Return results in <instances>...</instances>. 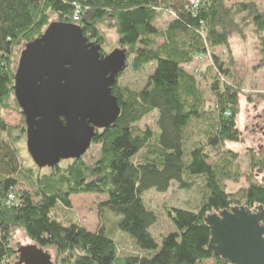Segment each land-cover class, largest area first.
I'll return each mask as SVG.
<instances>
[{"label": "trees", "instance_id": "obj_1", "mask_svg": "<svg viewBox=\"0 0 264 264\" xmlns=\"http://www.w3.org/2000/svg\"><path fill=\"white\" fill-rule=\"evenodd\" d=\"M74 1L81 7L78 22L72 19ZM244 10L263 33L260 63L264 65V12L255 11L253 5L230 8L224 0H199L196 6L190 0H0V110L13 93L14 48L40 36L54 22L51 16L55 22L81 27L88 41L100 44L103 53L97 23L111 18L119 46L127 50L126 68L130 57L136 71L154 64L141 89H123L117 81L111 87L121 112L93 138L92 142L101 145L96 163L87 166L73 159L66 169L55 166L50 175L32 177L38 199L22 191L16 202L7 201L18 184L17 137L0 115V264H7L14 253L11 236L16 228H22L40 247L54 246L55 264H210L209 259L213 264H226L208 247L211 235L205 217L242 202L249 207L264 205V184L250 181L235 194L225 189V180L237 178L231 173L237 153L225 143L240 140L235 123L239 104L237 91L223 84L229 66L213 52L208 54V67L215 72L211 88L217 104L209 117L205 142L187 149L186 130L193 119L203 116V96L182 64L226 46L228 27L222 26L228 20L233 23L235 14ZM163 11L173 18L162 30L156 21ZM152 111L158 112L157 132L139 129L136 123ZM257 172V176L263 173L264 165L257 164ZM195 176H201L204 184L200 206L196 211L168 210L173 229L157 239L151 228L158 216L146 206L143 194L151 189L165 192L172 182L189 189ZM76 193L106 194L101 206L118 216L113 223L128 233L136 252L119 254L112 228L100 226L91 231L78 222L55 217V206L71 207L70 196Z\"/></svg>", "mask_w": 264, "mask_h": 264}, {"label": "rangeland", "instance_id": "obj_2", "mask_svg": "<svg viewBox=\"0 0 264 264\" xmlns=\"http://www.w3.org/2000/svg\"><path fill=\"white\" fill-rule=\"evenodd\" d=\"M189 0H187L188 2ZM228 7L238 4L253 5V9L258 12H264V0H224ZM237 9V8H236ZM235 14L234 22L229 20L222 26L228 27L229 33L228 44L220 45L203 55V60L194 59L190 62L182 64L183 68L193 77L195 86L201 91L203 96V104L201 111L203 116L193 119L190 126L186 130L187 140L186 147L190 149L196 142H205L204 133L209 131V117L212 108L217 104L215 94L211 88V77L215 74L213 69H209L210 57L208 54L213 52L219 55L221 60H225L229 66L230 74L223 81V84L229 86L238 93L239 112L236 116V126L241 132L238 142L227 141L225 147L237 153L233 161L232 175L237 177L234 180H225V189L228 193L235 194L241 189L248 186L250 181L260 182V176L257 172V164L264 165V65L260 63L262 44L260 37L262 32H258L253 22L252 16L248 15V10ZM250 14V13H249ZM52 17V18H51ZM55 21V16H51ZM172 15L167 11L161 12V16L157 19V26L164 29L166 24L171 20ZM97 28L102 37L103 50L110 52L119 46V36L114 21L109 18L97 23ZM157 41L160 43L161 38ZM24 43L16 46L13 50L12 67L15 71L19 55L24 48ZM131 58L129 66L119 76L117 83L123 89L137 91L141 89L150 73L154 68V64L150 63L144 68L136 71L131 68ZM222 80V79H220ZM221 86H224L221 84ZM0 110V115L7 122L10 128H13V136L17 137L15 148L18 155V173L16 178L18 184L12 190L17 197L18 192L28 191L34 199H38L34 195L38 188L32 177L42 176L44 174H52L55 167L38 168L30 157L26 148L25 122L24 116L13 96L10 95L7 103ZM229 114V113H228ZM157 111H152L140 121L136 123L139 129H150L157 132ZM23 129V131H22ZM207 150L209 148L207 147ZM101 145L92 142L86 153L80 158L87 166H92L100 157ZM213 154L215 152H212ZM213 156V155H212ZM140 155L134 157L136 161ZM259 160V161H258ZM255 164L252 166V164ZM73 164V159L61 160L56 165L59 170L68 168ZM14 175V174H13ZM238 175V176H237ZM191 181L193 185L189 189L180 188L179 184L172 182L165 192L156 190H148L143 194V200L146 206L153 210L158 216V222L151 228L152 234L159 239L163 234L173 229L171 221L168 217V210L174 207L187 208L196 211L202 202L204 194V184L201 176H195ZM107 199L106 194L101 193H76L70 196L71 207H66L62 203H58L53 215L58 219L75 221L85 226L91 231L97 230L100 226L112 228L111 235L117 241L119 254H132L136 250L128 233L120 231L113 223L118 216L106 210L101 203ZM244 204V202L240 203ZM238 204V205H240ZM33 244L22 228H16L11 236V246L14 253L6 260L7 264H14L18 256L17 248L22 245ZM52 256L54 264L57 261L56 249L54 246L45 248ZM207 262L214 263L213 259Z\"/></svg>", "mask_w": 264, "mask_h": 264}, {"label": "water", "instance_id": "obj_3", "mask_svg": "<svg viewBox=\"0 0 264 264\" xmlns=\"http://www.w3.org/2000/svg\"><path fill=\"white\" fill-rule=\"evenodd\" d=\"M82 28L50 22L25 43L13 76V96L24 116L26 148L38 168L80 159L96 133L121 109L111 87L127 64V50L103 53ZM264 184V175L260 176ZM208 247L227 264H264V205H235L209 213ZM14 264H54L36 243L20 245Z\"/></svg>", "mask_w": 264, "mask_h": 264}, {"label": "built area", "instance_id": "obj_4", "mask_svg": "<svg viewBox=\"0 0 264 264\" xmlns=\"http://www.w3.org/2000/svg\"><path fill=\"white\" fill-rule=\"evenodd\" d=\"M191 3H193L195 6L198 4L199 0H190ZM73 7H74V11H73V15H72V19L74 22H78L80 20V13H81V7L78 4L77 1L73 2ZM205 57L204 56H197L196 59L199 60H203ZM7 201L8 203L12 202H16V197L14 196V194L12 192H9L8 196H7ZM227 264V263H226Z\"/></svg>", "mask_w": 264, "mask_h": 264}, {"label": "flooded vegetation", "instance_id": "obj_5", "mask_svg": "<svg viewBox=\"0 0 264 264\" xmlns=\"http://www.w3.org/2000/svg\"><path fill=\"white\" fill-rule=\"evenodd\" d=\"M104 53H106V52H104Z\"/></svg>", "mask_w": 264, "mask_h": 264}, {"label": "bare ground", "instance_id": "obj_6", "mask_svg": "<svg viewBox=\"0 0 264 264\" xmlns=\"http://www.w3.org/2000/svg\"><path fill=\"white\" fill-rule=\"evenodd\" d=\"M237 205V204H236Z\"/></svg>", "mask_w": 264, "mask_h": 264}]
</instances>
